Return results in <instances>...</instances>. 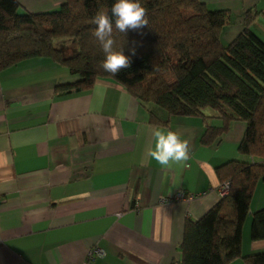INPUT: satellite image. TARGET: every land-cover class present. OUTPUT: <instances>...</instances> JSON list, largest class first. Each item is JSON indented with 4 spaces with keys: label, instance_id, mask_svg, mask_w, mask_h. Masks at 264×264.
<instances>
[{
    "label": "crops",
    "instance_id": "obj_1",
    "mask_svg": "<svg viewBox=\"0 0 264 264\" xmlns=\"http://www.w3.org/2000/svg\"><path fill=\"white\" fill-rule=\"evenodd\" d=\"M230 11L221 35L231 43L244 29L264 41V0H200ZM64 0H19L27 12L60 8ZM77 76L46 57L24 60L0 73V264H82L99 246L95 264H176L186 220H198L222 198L216 169L238 152L246 124L233 121L210 146L207 123L222 126L214 111L202 118L174 117L145 107L113 80L88 91L58 94ZM157 128L186 140L188 158L158 165L149 156ZM194 195L192 201L175 198ZM138 206V209L136 208ZM264 209L258 183L242 233V254L264 251L251 238L252 217ZM230 264H245L237 259Z\"/></svg>",
    "mask_w": 264,
    "mask_h": 264
},
{
    "label": "trees",
    "instance_id": "obj_2",
    "mask_svg": "<svg viewBox=\"0 0 264 264\" xmlns=\"http://www.w3.org/2000/svg\"><path fill=\"white\" fill-rule=\"evenodd\" d=\"M114 0H64L59 10L20 13L19 0H0V73L18 63L46 57L78 80L58 85V94L88 91L99 80H113L145 107L174 117L202 118L215 112L222 126L207 123L201 143L217 142L233 121L246 124L238 152L249 161L230 160L216 169L229 191L203 217L186 220L176 264H264V251L242 254V233L254 191L264 181V41L251 31L256 16L247 12L243 31L228 45L221 35L230 11L212 10L200 0H141L147 24L120 32L113 25L114 48L130 57L127 68L103 69L104 53L93 35V18ZM74 39L76 53L64 57L60 39ZM251 238L264 240V209L252 217Z\"/></svg>",
    "mask_w": 264,
    "mask_h": 264
},
{
    "label": "clouds",
    "instance_id": "obj_3",
    "mask_svg": "<svg viewBox=\"0 0 264 264\" xmlns=\"http://www.w3.org/2000/svg\"><path fill=\"white\" fill-rule=\"evenodd\" d=\"M93 23L96 25L93 35L104 53L101 62L103 69L116 74L127 68L130 57L124 53L122 47L119 50L114 48L113 25L122 33L146 25L145 8L141 0H114L110 14L108 11H98ZM153 137L154 143L149 150V156L158 165L168 166L171 162H181L188 158V143L175 131L157 128L153 132Z\"/></svg>",
    "mask_w": 264,
    "mask_h": 264
},
{
    "label": "built area",
    "instance_id": "obj_4",
    "mask_svg": "<svg viewBox=\"0 0 264 264\" xmlns=\"http://www.w3.org/2000/svg\"><path fill=\"white\" fill-rule=\"evenodd\" d=\"M228 191H229L228 183L220 186L219 188V192L222 196L227 195ZM175 199L177 201H181V200L192 201L193 199H195V196L194 195L187 196L184 193H179ZM0 205H1V201H0ZM136 208L138 209L137 205ZM104 256H105V251L99 246H94L88 250L86 259L84 260V262H82V264H95L96 260L103 258Z\"/></svg>",
    "mask_w": 264,
    "mask_h": 264
},
{
    "label": "rangeland",
    "instance_id": "obj_5",
    "mask_svg": "<svg viewBox=\"0 0 264 264\" xmlns=\"http://www.w3.org/2000/svg\"><path fill=\"white\" fill-rule=\"evenodd\" d=\"M56 10H59L56 9ZM56 10H49V11H56ZM25 9L21 6L20 7V13H24ZM56 47L62 51V54L64 57L72 56L76 53V45L74 39H60L56 42ZM209 112H212L211 110H207Z\"/></svg>",
    "mask_w": 264,
    "mask_h": 264
}]
</instances>
